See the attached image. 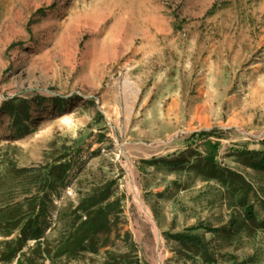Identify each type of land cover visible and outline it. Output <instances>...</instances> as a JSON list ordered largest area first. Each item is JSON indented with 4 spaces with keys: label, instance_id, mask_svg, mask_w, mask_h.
<instances>
[{
    "label": "rangeland",
    "instance_id": "obj_1",
    "mask_svg": "<svg viewBox=\"0 0 264 264\" xmlns=\"http://www.w3.org/2000/svg\"><path fill=\"white\" fill-rule=\"evenodd\" d=\"M253 152L264 0H0V196L63 165L52 238L88 195L118 203L95 251L62 264H264Z\"/></svg>",
    "mask_w": 264,
    "mask_h": 264
},
{
    "label": "trees",
    "instance_id": "obj_2",
    "mask_svg": "<svg viewBox=\"0 0 264 264\" xmlns=\"http://www.w3.org/2000/svg\"><path fill=\"white\" fill-rule=\"evenodd\" d=\"M13 105V102L7 103L5 110H13ZM247 156L249 167L264 172L263 152H253ZM155 163L171 168L183 166L178 161L157 160ZM44 170L15 172L18 177L26 174L25 179L30 180L27 185L31 188L25 190L23 200L13 193L0 196V264H62L64 260L77 261L83 253L95 251L97 237L111 232V218L118 213L116 210L119 211L118 203L111 201L109 192L100 190L82 200L73 211L70 223L65 224L52 238L48 233L55 231L57 224L52 220L51 197L60 188L59 184L67 171L61 164L42 174ZM14 189L11 191L14 192ZM246 217L249 223H255L251 208H248ZM57 220L60 219L57 217ZM257 225L264 230V222ZM209 231L218 233L221 230ZM175 239L184 246L198 248L200 245L192 237L179 236Z\"/></svg>",
    "mask_w": 264,
    "mask_h": 264
},
{
    "label": "bare ground",
    "instance_id": "obj_3",
    "mask_svg": "<svg viewBox=\"0 0 264 264\" xmlns=\"http://www.w3.org/2000/svg\"><path fill=\"white\" fill-rule=\"evenodd\" d=\"M130 189L133 191V193L136 195V197H137V192H136V189L135 188H133V187H131V184H130ZM137 199V198H136ZM148 212V211H147ZM148 216H150V215H148ZM149 219L152 221V218L151 217H149Z\"/></svg>",
    "mask_w": 264,
    "mask_h": 264
}]
</instances>
